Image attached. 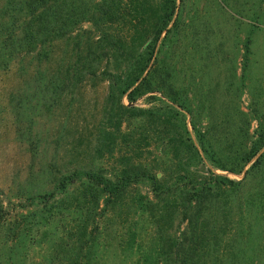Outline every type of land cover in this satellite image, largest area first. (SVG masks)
Here are the masks:
<instances>
[{"label":"trees","instance_id":"16d2710c","mask_svg":"<svg viewBox=\"0 0 264 264\" xmlns=\"http://www.w3.org/2000/svg\"><path fill=\"white\" fill-rule=\"evenodd\" d=\"M2 2L9 27L0 39V50H7L4 58L91 32L92 43L67 76L72 86L86 78L106 82L104 109L116 134L103 133L99 156L113 162L107 169H74V179L58 185L64 192L76 182L67 229L56 235L57 251L68 258L62 264H90L100 236L109 234L111 227L120 228L112 219L122 206L139 216L129 227L130 250L137 227L148 228L145 244L137 249L140 264H245L263 256L264 241L259 238L253 258L247 257L245 243L253 232L245 219L247 212L262 205L264 133L258 131L246 147L232 153L214 151L204 145V133L190 119L199 148L193 144L181 111L192 114L195 92L177 84L176 74L160 56L178 40L177 0ZM83 22L90 28H82ZM139 98L145 99L144 106L135 104ZM133 120L143 131H120L123 122L130 126ZM171 122L177 131L173 137L166 132ZM149 129L153 163L137 153ZM118 138L131 142L129 151L117 147ZM204 160L242 176L215 173ZM3 212L0 201V246L9 242L11 232Z\"/></svg>","mask_w":264,"mask_h":264},{"label":"rangeland","instance_id":"374dc122","mask_svg":"<svg viewBox=\"0 0 264 264\" xmlns=\"http://www.w3.org/2000/svg\"><path fill=\"white\" fill-rule=\"evenodd\" d=\"M177 3L178 40L160 56L176 74L177 84L191 87L196 94L192 114L181 111L188 135L199 148L190 126L192 119L204 133L206 147L225 153L242 149L258 131L264 133V0ZM3 12L0 0V39L9 28ZM82 28L89 29L90 24L83 22ZM93 36L80 33L54 40L33 53L15 52L9 58L3 56L7 50H0V201L1 215L11 225L9 242L0 246V264L67 261L55 242L56 235L67 229L76 182L64 192L58 185L73 180L74 169H107L113 162L99 156L103 133L116 134L104 109L106 82L86 78L72 86L67 76ZM135 104L144 106L145 99L139 98ZM136 122L130 126L123 122L120 131H137ZM166 126L167 136L173 137L177 133L173 123ZM152 134V129L144 130L137 151L140 159L149 163H153ZM118 142L122 151L131 148V142L124 144L120 138ZM204 161L215 173L235 179L242 176ZM259 202L261 208L247 212L245 219L253 232L245 243L248 259L253 258L258 239L264 241V195ZM138 220L131 208L118 209L112 222L120 228L111 227L109 234L100 236L90 264H140L137 249L145 244L148 228L137 227L129 249V227ZM18 234L19 240L14 238ZM245 264H264V244L263 256Z\"/></svg>","mask_w":264,"mask_h":264}]
</instances>
